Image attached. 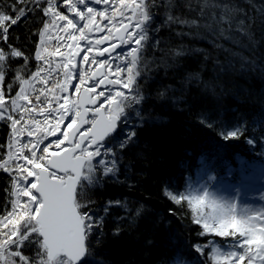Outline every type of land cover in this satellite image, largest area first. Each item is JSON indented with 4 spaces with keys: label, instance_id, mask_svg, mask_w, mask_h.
<instances>
[{
    "label": "snow or ice",
    "instance_id": "obj_1",
    "mask_svg": "<svg viewBox=\"0 0 264 264\" xmlns=\"http://www.w3.org/2000/svg\"><path fill=\"white\" fill-rule=\"evenodd\" d=\"M93 2L103 4L104 10L88 6L87 0H63L67 14L60 9L58 0H12L4 10H0V44H8L9 27L17 25L29 12L40 10L44 17L43 26L37 33L36 70L27 79L21 72L16 73L19 91L10 100H6V93L0 87V122L7 121L10 128L6 155L0 157V170L8 174L11 181L10 191L6 192L11 210L6 215H0V264H17V258L19 264H36L22 254L26 243L38 245V264H81L82 260L90 258L89 237L95 233L97 243L103 242V221L113 205L106 204L103 215H96L91 209L81 211L87 205L80 202V194L85 187L102 179L93 175L94 164L103 167V177L111 175L114 180L123 183L118 175L115 146L109 145L106 138L122 132L118 143L120 150L137 142L136 129L142 127L146 119L139 106L148 98L143 89L153 78L151 73L163 69L167 75L169 69L180 67V58L188 54L181 45L170 57L162 55L157 60L153 55L151 60H147L144 53L149 49L163 53L161 40L154 34H158L162 28L179 24L189 31L177 32L176 35H195L207 39L199 33L202 28L213 37L208 42L214 48L232 56L237 53L225 48L218 40L223 39L240 48L254 49L259 42L253 34L257 21L262 26L264 39V4H256L253 0L244 2L251 6L254 15L236 4L235 0H119L118 3L113 0L114 10L110 13L109 0ZM80 5L86 11L80 10ZM160 8L164 9L165 19L163 23L153 26L157 15L155 10ZM181 9L186 10L191 18L177 14ZM101 20L107 21L103 27ZM106 29V36L89 41L78 66L76 58L81 55V41L86 40L92 31L103 33ZM192 29L196 30L195 34ZM53 36L57 42L55 52L49 51ZM106 41H111L110 45L101 49L100 45ZM61 48L66 51H61ZM93 48L95 52L90 58L89 53H93ZM191 51L205 53V60L210 58L204 49ZM57 54L63 63L56 67L66 70L62 82L51 80L55 71L51 58ZM106 54L107 58L96 59ZM21 57L26 68L29 58L22 50L10 44L7 51L0 48V85L5 81V61ZM241 59L246 60L251 71L264 75V63L242 56ZM215 63L224 70L220 60L217 59ZM45 64L48 66L45 67ZM85 64H94L98 69L114 68V71L93 72L89 67L85 72ZM74 72L78 73L79 83L72 85ZM193 79L199 81V73H188L180 83L186 86ZM89 80L92 81L90 85L87 84ZM50 82L52 87L49 88L47 84ZM70 85L77 92L85 86L87 102L94 106L91 119L87 118L89 110L83 109L79 100L70 101L67 95H59L68 92ZM100 85H106L109 90L96 92ZM178 90L168 84L157 95L161 100L168 99L170 91ZM33 94L35 102L30 101ZM61 99L63 103H60ZM170 99L176 103L182 97L172 96ZM42 104L46 106L41 107ZM37 110L44 118L42 128L41 121L36 119ZM131 112L135 113V120L130 118ZM50 116L53 117L52 121H49ZM69 116L71 122L62 130L61 125ZM201 122L216 126L206 116L202 117ZM84 124L90 125L86 131L81 130ZM119 125L123 127L119 128ZM241 130L240 125H236L230 130L222 129L220 134L227 141L238 138ZM57 133H61L62 139L56 138L41 147L48 137H56ZM24 134L32 138L27 143L21 142ZM53 145L57 151L50 154L49 149ZM98 157H111V166L103 158L95 160ZM127 170L130 171V167ZM167 195L177 205L187 200L196 213L195 222L205 232H213L220 237L239 236L227 251L212 248L210 259L213 264H242L245 260L247 264H264V214L238 216L234 205L226 206L207 194L198 197L177 196L169 191ZM205 202L207 211L198 207L205 206ZM115 206H119V202ZM114 235H118V232ZM195 251L200 253L203 249L197 247ZM94 264H104V261L95 260Z\"/></svg>",
    "mask_w": 264,
    "mask_h": 264
},
{
    "label": "trees",
    "instance_id": "obj_2",
    "mask_svg": "<svg viewBox=\"0 0 264 264\" xmlns=\"http://www.w3.org/2000/svg\"><path fill=\"white\" fill-rule=\"evenodd\" d=\"M253 2L264 4V0ZM11 3L12 0H0V10ZM235 3L255 14L244 0H235ZM58 5L67 14L63 0H58ZM155 11L157 15L153 26L163 23L165 19L163 8ZM177 14L191 18L184 9ZM43 20L42 11L37 10L29 12L17 25L9 27L8 44L22 50L29 59L26 68L22 57L5 61V81L0 87L6 93V100H10L19 91L16 73L21 72L27 79L36 70L35 50L39 43L37 33L43 26ZM261 29L262 26L257 21L253 34L259 42L251 50L237 47L223 39L217 41L225 48L232 49V52L237 53L236 56L214 48L208 42L213 37L202 28L199 33L207 39L195 35H176L177 32L189 31L179 24H172L154 34L161 40L160 48L163 53L149 49L144 53L147 60H151L153 55L157 60L162 55L170 57L181 45L188 54L180 58V67L169 69L167 75L163 69L151 73L153 78L143 89L148 98L139 106L146 119L143 126L136 129L137 142L120 150L118 143L123 133L119 131L107 140L109 145L115 146L118 175L123 183L114 180L111 175L103 177V167L94 164L93 175L102 179L81 192L80 202L87 205L81 211L91 209L96 215H103L106 204L111 203L113 206L103 221V242L97 243L95 233L89 237L90 258L84 259L82 264H94L99 259H103L104 264H213L210 259L212 245H221L237 238L205 232L195 222L196 213L188 201L182 200L177 205L167 193L170 191L173 195L184 196L187 180H192L200 168L218 177H223L219 175L230 171L231 176L236 178L241 165L260 162L257 159L264 153V75L251 71L250 65L241 56L264 63ZM192 31L195 34L196 30ZM8 44H0V48L7 51ZM51 45L49 51L55 52L57 42L54 36ZM195 48L204 49L210 54V58L205 60V53L191 51ZM60 50L66 51L65 48ZM51 59L54 61L52 68L55 69L51 80L62 82L63 69L56 66L63 61L58 54ZM217 59L224 64L223 71L216 65ZM188 73H199V81L193 79L186 86L182 85L180 81ZM75 75L79 82L78 73ZM168 84L179 90L170 91L167 94L169 98L161 100L157 93ZM47 87H52L51 82ZM59 95L63 97L64 93ZM172 96L182 99L173 103L170 99ZM30 101L35 102V94L30 97ZM204 116L214 121L216 126L202 123ZM130 118L136 119L134 112H131ZM36 119L41 121V128L44 127V118L39 115L38 110ZM52 119L50 116L49 121ZM236 125H240L242 129L239 137L225 141L220 134L222 129L230 130ZM9 132L8 122H0V157L6 155ZM20 139L22 143H27L32 138L24 134ZM101 158L111 166V157H98L97 160ZM128 167L130 171L127 170ZM10 184L8 174L0 170V215H6L11 210L6 195L10 191ZM117 202L119 206H115ZM204 210L207 211L208 208L204 207ZM120 217L126 218L119 219ZM116 232L118 235H114ZM197 247L203 251L197 253ZM37 248L38 245L26 243L22 254L29 259L38 260Z\"/></svg>",
    "mask_w": 264,
    "mask_h": 264
},
{
    "label": "rangeland",
    "instance_id": "obj_3",
    "mask_svg": "<svg viewBox=\"0 0 264 264\" xmlns=\"http://www.w3.org/2000/svg\"><path fill=\"white\" fill-rule=\"evenodd\" d=\"M113 10H114V6H112L110 9L108 8V12H111ZM94 39L96 40L97 38H94ZM94 39L88 40V38H86V40L81 41V52L89 46V41L94 42L95 41ZM94 52H95V48H93V53H89L90 58L93 56ZM79 60H80V56L76 58L77 64ZM117 63H119V61H117ZM64 71L66 70L63 69V72ZM113 71H114V68L108 69L109 73ZM75 73L76 72L73 73L72 85L74 82ZM110 78H113V77H110ZM87 84L90 85L91 83L88 81ZM72 85H70L69 88L70 87L73 88ZM108 90L109 89H106V92ZM96 92H99L98 88L96 89ZM65 95L68 96V92L64 93V96ZM60 103H63V100H61ZM67 119L68 118H66V120ZM65 122L61 125L62 130L66 126ZM119 126L120 128L123 127V125H119ZM56 138L62 139L61 133H57L56 137H48V139L46 140V141H49L47 145ZM41 147H44V144L41 145ZM56 151L57 149L55 148L54 145L49 149L50 154L55 153ZM97 159L98 158H95V160ZM203 176L205 178H203ZM240 176H242L244 180L238 181L236 184L237 186L231 185V188L229 189L226 187L229 185V182H227L228 180L222 183L221 182L215 183L213 181V176L205 175L203 172L199 171L195 174L192 180L190 179L187 180L186 185H185L184 196H197L198 197V196L207 194L209 198L215 199L218 202L225 204L226 206L234 205L235 214H237L238 216H246V215H252V214H257V213L264 214V166H259V165L252 166L251 168H249V171L247 172L242 171ZM240 183H246L256 188L254 189L242 188ZM206 204L207 202H205V206H198V207L204 208L206 207ZM229 231H231V229H229ZM207 233L212 234L211 232H207ZM227 237L231 238L232 236H227ZM236 239H239L238 235H237V238H235L234 240ZM234 240H230L229 242L224 243L222 246L212 245L211 250L213 247H217L221 252L227 251L230 249V246L234 243ZM31 260H34L36 264H38L39 259L36 260L35 258H33ZM245 262L247 264L246 260ZM17 264H19L18 258H17ZM180 264H189V263L181 262Z\"/></svg>",
    "mask_w": 264,
    "mask_h": 264
},
{
    "label": "water",
    "instance_id": "obj_4",
    "mask_svg": "<svg viewBox=\"0 0 264 264\" xmlns=\"http://www.w3.org/2000/svg\"><path fill=\"white\" fill-rule=\"evenodd\" d=\"M89 2H93V0H88ZM95 4V3H94ZM98 34H102V33H98ZM106 43V42H105ZM96 71H104L103 69H98V68H95V70L93 72H96ZM99 79V77H97V80ZM91 81V80H90ZM100 89H104L106 88V85H100L99 86ZM77 100H79L81 103H82V106H83V109H88V113H87V118H90L92 116V112H91V109L94 107L93 105H90L88 102H87V95L84 93V89H81L77 95ZM90 127V125L88 124H84V125H81V130L82 131H86V129ZM114 134V133H113ZM107 139V138H106ZM83 262V260L81 261V263Z\"/></svg>",
    "mask_w": 264,
    "mask_h": 264
},
{
    "label": "flooded vegetation",
    "instance_id": "obj_5",
    "mask_svg": "<svg viewBox=\"0 0 264 264\" xmlns=\"http://www.w3.org/2000/svg\"><path fill=\"white\" fill-rule=\"evenodd\" d=\"M116 2L118 3L119 1L118 0H116ZM113 6V0H111V3L109 4V8L110 7H112ZM101 7V6H100ZM100 7H98L97 8V10H104V9H100ZM110 13V12H109ZM117 19V21H119V17H117L116 18ZM102 23L105 25V24H107V21L106 20H102ZM108 34V33H107ZM92 37H94V36H92ZM105 58H107V56H105V57H99V58H97L98 60H103V59H105ZM85 65H87V64H85ZM104 71H107L108 72V69L107 70H105L104 69ZM72 89V88H71Z\"/></svg>",
    "mask_w": 264,
    "mask_h": 264
}]
</instances>
